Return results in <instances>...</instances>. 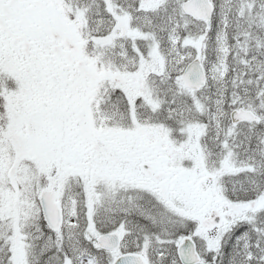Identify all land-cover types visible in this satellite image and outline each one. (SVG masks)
<instances>
[{"label":"snow or ice","instance_id":"6c2138e0","mask_svg":"<svg viewBox=\"0 0 264 264\" xmlns=\"http://www.w3.org/2000/svg\"><path fill=\"white\" fill-rule=\"evenodd\" d=\"M0 264H264V0H0Z\"/></svg>","mask_w":264,"mask_h":264}]
</instances>
